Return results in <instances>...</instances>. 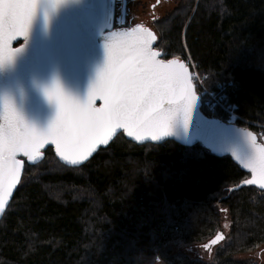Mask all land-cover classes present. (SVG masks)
<instances>
[{
  "label": "trees",
  "instance_id": "obj_1",
  "mask_svg": "<svg viewBox=\"0 0 264 264\" xmlns=\"http://www.w3.org/2000/svg\"><path fill=\"white\" fill-rule=\"evenodd\" d=\"M183 5L151 24L156 49L185 63L188 55L209 89L221 83L218 95L241 119L235 124L264 126V0ZM200 110L227 121L219 110L211 114L203 104ZM44 154L24 166L0 219V264H144L148 257L246 264L234 255L264 244V192L228 193L248 175L198 144L139 146L120 133L77 168L60 164L50 148ZM223 213L230 240L211 263L175 251L212 238Z\"/></svg>",
  "mask_w": 264,
  "mask_h": 264
},
{
  "label": "snow or ice",
  "instance_id": "obj_2",
  "mask_svg": "<svg viewBox=\"0 0 264 264\" xmlns=\"http://www.w3.org/2000/svg\"><path fill=\"white\" fill-rule=\"evenodd\" d=\"M46 2L54 10L64 0ZM40 4L41 0H0V67L10 64L22 50L23 44L12 48L11 42L27 37ZM44 19L47 23V12ZM112 36L115 39L105 44V69L89 87L85 101L67 95L55 79L44 88L45 97L56 105L55 118L45 131L29 126L7 97L0 99V213L21 183L24 162L17 159L18 154L32 161L50 139L62 158L77 164L120 129L128 135L136 128L149 130L155 141L158 133L167 134L170 120L183 123L187 105L194 98V93L187 92L191 85L184 65L159 59L160 52L152 48L157 37L139 24ZM98 100L102 104L96 107ZM246 136L251 138L253 151L244 158V166L253 178L245 183L264 189V146L257 148L251 132Z\"/></svg>",
  "mask_w": 264,
  "mask_h": 264
},
{
  "label": "water",
  "instance_id": "obj_3",
  "mask_svg": "<svg viewBox=\"0 0 264 264\" xmlns=\"http://www.w3.org/2000/svg\"><path fill=\"white\" fill-rule=\"evenodd\" d=\"M125 7L126 0H121V19L124 17ZM114 8V0H64L53 10V6L47 4L46 0H41L27 37H18L11 42L12 48L23 44L22 50L16 53L10 64L0 67V99L7 97L24 121L38 131H45L56 115L55 103L49 102L44 95V88L50 87L54 79L67 95L80 102L85 101L89 87L95 83L98 73L105 69L106 42L111 43L115 39L113 33L120 34L136 27L113 28ZM45 12L48 14L47 23L44 19ZM141 27L149 29L156 36L149 27ZM156 41L157 39L152 48L160 52L159 59H164L162 52L155 48ZM165 60L184 65L187 69V84L191 85L187 92L194 93V98L187 105L183 123L180 124L175 119L170 120L166 135L158 133V139L153 141L152 132L149 130L136 128L132 130V135H128L126 130L120 129L107 144L100 145L91 156L77 164H71L62 158L55 144L49 139L32 161L22 154H18L17 159L22 160L24 166H32L42 161L44 152L50 148L60 164L77 168L88 162L99 149L106 148L121 133L127 141L139 146L159 145L166 141H173L183 147L198 144L213 156L229 157L239 170L248 175L237 185L229 187L228 193L244 187H254L264 192L258 184L245 183L253 178L249 169L244 166V158L250 156L253 151L250 146L251 138H248L246 133L253 134L257 148L264 146V142L259 141L257 134L249 127L204 115L200 110V97L195 90L188 65L179 58ZM95 103V106L99 107L102 101ZM4 212L0 213V219ZM224 238L225 235L218 231L203 247L212 248ZM213 240L216 241L215 244L212 243Z\"/></svg>",
  "mask_w": 264,
  "mask_h": 264
},
{
  "label": "rangeland",
  "instance_id": "obj_4",
  "mask_svg": "<svg viewBox=\"0 0 264 264\" xmlns=\"http://www.w3.org/2000/svg\"><path fill=\"white\" fill-rule=\"evenodd\" d=\"M154 1L155 0H126L127 19H131L132 23L142 22L151 26V16H153L155 20H164L176 9L183 8V4L186 3V0H161L160 5L155 7L153 11H151L150 5L154 3ZM120 6L121 0H115V23H118L120 19ZM185 61L192 72L191 79L195 86V90L197 91L201 99L203 107L211 114L219 110L225 116L227 120L226 122L235 123L232 121H228V114L219 107V104H222L224 107L227 106V104L221 99V95H218V93L221 94L224 91L221 83L215 84V90L209 89L207 84L205 83L206 75H201L198 71H196L195 65L188 55L185 57ZM238 121L240 122L241 120H237V122ZM241 124L249 128L251 127L250 129L252 130L254 129L253 131H255L260 140L264 142V132L262 130L264 129V126L260 124L249 123L247 121H242V123L238 125ZM229 227V218L225 213H223L220 226L211 237H213L218 231H221L225 235V238L218 245L214 246L211 252L203 247V244L208 241L210 237L202 242L179 246L175 249V251L178 253H182L192 259H199L211 263L214 260L216 250L222 247L225 243L229 242ZM233 260L239 263L246 264H264V244H261L254 249L237 253L236 255H234ZM143 263L167 264L166 262L159 260L157 257L144 258Z\"/></svg>",
  "mask_w": 264,
  "mask_h": 264
},
{
  "label": "flooded vegetation",
  "instance_id": "obj_5",
  "mask_svg": "<svg viewBox=\"0 0 264 264\" xmlns=\"http://www.w3.org/2000/svg\"><path fill=\"white\" fill-rule=\"evenodd\" d=\"M160 1H161V0H155L154 3H152V4L150 5V10L153 11V9H154L155 7L159 6V5H160ZM126 15H127V11H126V7H125V14H124L123 19H121V17H120L119 22H118V23H117V22L115 23V21H114V17H113V28H120V27L131 28V27H135L137 24H139L140 26H147V27L150 28V25H148V24H146V23H142V22L132 23V20H131V19H127V16H126ZM150 18H151V19H150V23H151V24H152L154 21H156V20L154 19L153 16H151ZM155 48H156V45H155ZM162 58H164V56H162ZM257 137H258V135H257ZM258 138H259V137H258ZM259 141H261L260 138H259ZM261 142H263V141H261ZM212 249H213V247H212V248H209V249H207V250H208L209 252H211Z\"/></svg>",
  "mask_w": 264,
  "mask_h": 264
},
{
  "label": "built area",
  "instance_id": "obj_6",
  "mask_svg": "<svg viewBox=\"0 0 264 264\" xmlns=\"http://www.w3.org/2000/svg\"><path fill=\"white\" fill-rule=\"evenodd\" d=\"M219 107L228 114V121L236 122L237 120H241L239 116L235 113V106L227 105L226 107H224L222 104H219Z\"/></svg>",
  "mask_w": 264,
  "mask_h": 264
}]
</instances>
